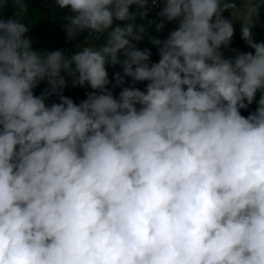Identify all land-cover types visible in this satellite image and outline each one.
<instances>
[{"label":"trees","instance_id":"16d2710c","mask_svg":"<svg viewBox=\"0 0 264 264\" xmlns=\"http://www.w3.org/2000/svg\"><path fill=\"white\" fill-rule=\"evenodd\" d=\"M16 1L0 0V59L11 62L0 69V129L16 172L0 174V232L10 222V248H25L16 264H264V23L229 24L231 0H195L172 21L140 9L157 16L159 42L132 43L67 86L90 45L68 42L62 56L72 0H29L36 15L25 19ZM201 7L205 25L187 29ZM28 125L49 128L63 170L26 153ZM20 186L33 203L16 206ZM0 264H11L1 239Z\"/></svg>","mask_w":264,"mask_h":264},{"label":"rangeland","instance_id":"374dc122","mask_svg":"<svg viewBox=\"0 0 264 264\" xmlns=\"http://www.w3.org/2000/svg\"><path fill=\"white\" fill-rule=\"evenodd\" d=\"M230 3L233 9V17L230 19L231 24H239L243 21L247 23H264V17L261 18L259 16L255 5L253 4V0H231ZM259 3L262 5V11L264 13V1L259 0ZM31 4L32 3L29 0H18L15 2L21 18H27V13L29 12L34 16L36 15V8ZM72 7L75 11L76 17L73 19H66L67 24L73 30L69 33L66 39L69 42L78 43L79 48H83L88 43H91L88 50L86 68L93 65H98L103 68L111 67L113 61L132 43L137 42L138 44L147 43L148 45H153L159 42V40L155 42V40L150 38L145 42L147 32L143 29V27L145 28L146 22L151 23V25L158 23V18L155 15H148L147 19H145L146 22H144L143 25L138 26L139 22L137 15H122L120 10L123 9V4H121V7L118 6L117 9L119 12H117L116 15H111L108 20L104 17L98 19L101 15H106L110 10L112 11V4L108 0H72ZM178 26L181 25L179 24ZM202 26V23L198 25L189 24L186 28H194L197 30ZM147 29L150 35H153L156 38L158 37L157 29L150 30L148 27ZM0 69L4 71L10 70V60L0 59ZM24 150L27 154H31L33 157L35 156V158H50L54 162L55 169L58 171H61L66 167L67 161L54 149L51 133L47 127H41L35 133H33V130H29L26 134ZM14 157L15 152L13 151V142L9 136V130L2 127L0 129V164H2L0 166V174H4L6 170L12 171L16 174L14 169ZM19 158H24L22 152H20ZM112 165V159L109 158L104 161L100 186H103L105 183ZM15 182L16 181H14L13 186ZM129 185L133 188L136 187L134 183H130ZM128 187L129 186L126 188ZM170 191L171 195L176 198V190L171 188ZM14 194L17 207L23 203L34 202L33 195L27 190L26 186L14 188ZM180 209H184V206H180ZM60 211L61 210L57 208L53 215L50 213L46 214L52 219L53 224H56L60 220ZM16 215H18L16 214V211L15 215L12 214L11 211L4 213L3 220H6V217L8 216L12 219ZM4 222L5 228L3 233L0 232V239L3 242V249L7 251V256L11 264H16L20 260L25 248L22 245L10 248L9 244L11 242V237L5 234L10 222ZM32 232L33 229H29L26 232V235H31Z\"/></svg>","mask_w":264,"mask_h":264},{"label":"built area","instance_id":"2783aa9c","mask_svg":"<svg viewBox=\"0 0 264 264\" xmlns=\"http://www.w3.org/2000/svg\"><path fill=\"white\" fill-rule=\"evenodd\" d=\"M195 0H135V6L138 9H147L151 12L156 13L165 20L172 21L173 19H182L183 11L188 9V4L194 2ZM198 1V0H197ZM202 2H208L213 7L219 5L220 0H199ZM113 2V12L112 15H116L118 12V6L120 0H112ZM69 41L64 39L61 43V52L63 58H66L68 61L72 57V49L68 44ZM90 46V45H89ZM89 46H85L83 49L84 53H87ZM85 55L82 56L79 60H73L70 64L68 70L65 71L63 78L67 86H69L76 72L80 69H85L87 67ZM31 129L30 125L26 127V131ZM20 138V137H19ZM18 138V139H19Z\"/></svg>","mask_w":264,"mask_h":264},{"label":"crops","instance_id":"0c3cea01","mask_svg":"<svg viewBox=\"0 0 264 264\" xmlns=\"http://www.w3.org/2000/svg\"><path fill=\"white\" fill-rule=\"evenodd\" d=\"M108 1H110V0H108ZM121 4H123V9H121L120 11H121V13H122V15H137V17H138V26H141V25H143V23L144 22H146L145 21V19H147V17H148V15H154V14H152L151 12H149V11H145V10H140V9H137L136 7H135V0H120V7H121ZM136 9V10H135ZM201 10H202V7H201ZM139 11V12H138ZM189 11V9H187V12ZM232 11H233V9H232ZM232 11H231V17L228 19V22H229V24H231L230 23V19H232V17H233V14H232ZM198 14H200V13H198ZM206 14H210L209 13V11L207 10H202L201 11V19H199L198 18V22H200V23H202V25L204 26L205 25V22H206V20L208 19V16H206ZM121 15V16H122ZM200 20V21H199ZM159 21H161L160 19H159ZM181 23H182V21H180ZM244 22V21H243ZM242 22V23H243ZM159 23V22H158ZM153 24V25H151V23H149V22H146V24H145V28L143 27V29L145 30V32H147V35H146V42H147V39L148 38H150V39H152V40H158V38H159V35H160V27H159V24ZM238 24V23H237ZM179 25V22H175V24L174 23H171L169 26H170V28H173V26H178ZM234 25V24H233ZM147 27L150 29V30H156L157 29V31H158V37L156 38L155 36H153V35H150L149 34V32H148V29H147ZM181 27V26H180ZM179 28V27H178ZM191 29H193V28H191Z\"/></svg>","mask_w":264,"mask_h":264},{"label":"clouds","instance_id":"9594fccd","mask_svg":"<svg viewBox=\"0 0 264 264\" xmlns=\"http://www.w3.org/2000/svg\"><path fill=\"white\" fill-rule=\"evenodd\" d=\"M111 4H112V12H113V2H111ZM119 7H120V2H119ZM137 8V7H136ZM112 12H111V15H112ZM119 12V11H118ZM91 44V43H90Z\"/></svg>","mask_w":264,"mask_h":264}]
</instances>
